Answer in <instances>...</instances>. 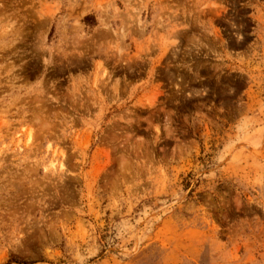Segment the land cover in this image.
Returning a JSON list of instances; mask_svg holds the SVG:
<instances>
[{"label":"rangeland","instance_id":"obj_1","mask_svg":"<svg viewBox=\"0 0 264 264\" xmlns=\"http://www.w3.org/2000/svg\"><path fill=\"white\" fill-rule=\"evenodd\" d=\"M0 264H264V0H0Z\"/></svg>","mask_w":264,"mask_h":264},{"label":"bare ground","instance_id":"obj_2","mask_svg":"<svg viewBox=\"0 0 264 264\" xmlns=\"http://www.w3.org/2000/svg\"><path fill=\"white\" fill-rule=\"evenodd\" d=\"M50 164H51V165H53V164H54V162H51Z\"/></svg>","mask_w":264,"mask_h":264},{"label":"trees","instance_id":"obj_3","mask_svg":"<svg viewBox=\"0 0 264 264\" xmlns=\"http://www.w3.org/2000/svg\"><path fill=\"white\" fill-rule=\"evenodd\" d=\"M87 19V18H86Z\"/></svg>","mask_w":264,"mask_h":264}]
</instances>
